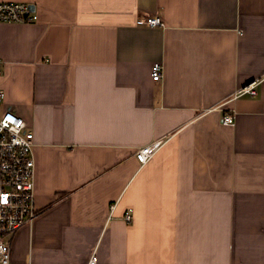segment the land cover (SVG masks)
I'll return each instance as SVG.
<instances>
[{"label": "crops", "instance_id": "0c3cea01", "mask_svg": "<svg viewBox=\"0 0 264 264\" xmlns=\"http://www.w3.org/2000/svg\"><path fill=\"white\" fill-rule=\"evenodd\" d=\"M0 1L39 15L0 21L5 106L36 158L13 261L264 264V0Z\"/></svg>", "mask_w": 264, "mask_h": 264}, {"label": "built area", "instance_id": "2783aa9c", "mask_svg": "<svg viewBox=\"0 0 264 264\" xmlns=\"http://www.w3.org/2000/svg\"><path fill=\"white\" fill-rule=\"evenodd\" d=\"M23 1H0V21L33 22L39 15ZM145 23L151 26H163V20L158 16H149ZM3 71L0 68V78ZM154 80L163 77V64L155 62L151 69ZM258 81L241 87L237 95L257 94ZM6 91L0 85V264H35L12 259V238L24 225L31 224L38 211L35 202L36 158L34 152V133L28 128L27 122L11 107L5 106ZM225 124H234L235 116L226 114ZM161 146V141L155 140L139 148L135 155L141 164L147 163ZM125 219L131 221L130 212ZM84 264H97L95 256Z\"/></svg>", "mask_w": 264, "mask_h": 264}, {"label": "water", "instance_id": "95a60500", "mask_svg": "<svg viewBox=\"0 0 264 264\" xmlns=\"http://www.w3.org/2000/svg\"><path fill=\"white\" fill-rule=\"evenodd\" d=\"M30 7H31L33 10L35 9V6H34V5H32V4L30 5Z\"/></svg>", "mask_w": 264, "mask_h": 264}]
</instances>
